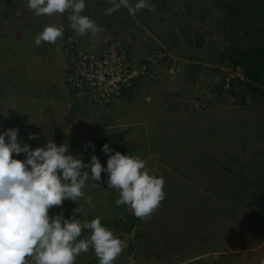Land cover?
Returning a JSON list of instances; mask_svg holds the SVG:
<instances>
[{"label":"rangeland","instance_id":"obj_1","mask_svg":"<svg viewBox=\"0 0 264 264\" xmlns=\"http://www.w3.org/2000/svg\"><path fill=\"white\" fill-rule=\"evenodd\" d=\"M175 1V5H170V0H145L151 6V11L144 8L132 15L127 8L123 10L121 7L107 15L106 10L113 7L111 0H85V9L81 15L88 16L103 31L80 35L81 52L99 51L106 44L118 43L128 52L138 54L142 59L151 57L156 63L151 74L142 79L133 91L124 94L109 106L114 110L111 115L109 110L102 119H94H100V125L107 122L109 126L112 125L111 128L102 129L98 124L96 130L78 134L72 131L79 128L74 123L77 115L81 112L84 114V110L70 105L77 101L68 96L69 87L64 72V39L68 32L74 31L68 19L72 15L71 9L63 14L36 16L34 10L27 7L28 0H11L6 4L10 9V17L3 18L6 6L0 8V132L18 129V142L22 144L28 141L40 147L46 146L48 142L57 146L65 145L69 154L81 158L85 164L90 162L93 155L98 158L104 145L96 142L100 135H106L107 138L118 135L122 141L118 142L117 148L110 146V154L118 151L125 155L139 156L145 161L150 175L164 179L165 198L150 217L142 221L138 219L137 227L130 234L116 231L113 221L119 218L125 220V217L119 214L122 205L116 204L119 194H112L113 189L108 188L107 180H87L82 189L84 198L77 202L65 200L62 206L50 209V216L62 212L64 218H69L73 215V209L82 205L83 214L76 213V218L81 223L99 218L101 225L113 231L125 245L114 264H179L205 250L215 247L228 249L227 244H220L221 241L213 239V234L209 233L208 236L213 240L208 239L209 243H196L206 239L197 237L203 231L194 229L192 221L206 219L209 226L212 222L210 219L215 216L214 211L209 212L210 207H200L209 204L207 194L202 195L201 191H197L199 185L207 184V179L214 182L207 169L215 165L206 161V154L214 158H227V166L231 168L233 165L230 159L222 155L223 150L214 143L224 142L230 148L232 141H238L241 136L247 137L242 143L247 147L246 153L251 151L249 156L252 157L253 152L258 149L260 153H264V130L254 135L257 130L255 121L264 117V103L249 107L247 104L252 102L246 87L237 89L239 102L244 103V109L219 117L221 129L218 134L214 135L216 131L212 126L216 115L213 113L214 108L206 110L203 117L201 113L193 112L194 108L200 110L196 106L197 101L205 107L201 101L202 91L198 92V87L207 92L216 90L221 85L228 67L225 53L233 45L239 44L240 40L237 42L238 34L234 28L221 22L224 15L216 7L214 0H196L197 4L190 6L189 12L187 6L189 7L190 0ZM115 2L119 3V0ZM138 2L139 0H129V5L134 8ZM46 26L60 27L63 37L58 38L54 44L41 42L36 45V37ZM197 36L200 37L201 46H189L188 38L195 43ZM240 44L244 45V42ZM160 54L164 55L161 59L157 58ZM194 64L199 67H193L195 75L192 78L187 72L191 73L190 66ZM169 68L178 70L177 74L170 75ZM177 94L189 95L188 98L191 96L192 100H189L192 103L184 105L187 108L190 106L192 112L189 116L166 114L173 107V100L178 99ZM241 96L248 97V101H241ZM231 100L227 109L232 108ZM246 113L252 114L251 117H244ZM176 121L184 122V125L175 126ZM246 121L252 125L246 127ZM142 122L147 125L142 126ZM31 135H35L36 139L30 140ZM5 139L7 142V137ZM235 144V155L243 160L246 156L241 154L242 144ZM76 147L79 148L78 152ZM176 148L180 150L179 153H175ZM260 156L259 164L254 157L247 161L248 166L256 168L258 164L264 170V154ZM13 158L23 161L26 154H13ZM202 162L205 164L204 168L200 165ZM219 177H222V173ZM236 182L240 183L239 180ZM214 183L219 184L218 181ZM85 198H91L90 205L85 202ZM249 200L251 199L245 198V201ZM257 207L258 210H264L261 204ZM243 209L245 210L244 207ZM129 211L132 212L130 209ZM215 211L219 213L218 210ZM207 229L210 231V227ZM211 231L216 232L217 228L212 227ZM90 235L91 230L82 229L78 241L86 240ZM142 239L143 244H136ZM255 255L257 254L250 257H259ZM75 264H99V260L90 247L88 252L76 257ZM191 264L230 263L213 256Z\"/></svg>","mask_w":264,"mask_h":264},{"label":"clouds","instance_id":"obj_2","mask_svg":"<svg viewBox=\"0 0 264 264\" xmlns=\"http://www.w3.org/2000/svg\"><path fill=\"white\" fill-rule=\"evenodd\" d=\"M111 2L113 7L106 10L107 15L121 7L132 15L144 8L152 10L145 0H139L134 8L129 0ZM27 7L36 16L63 14L71 9L70 26L81 36L103 31L88 16L81 15L85 0H28ZM62 37L60 27L46 26L35 43L54 44ZM18 131L12 128L0 132V264H75L76 257L90 247L99 264H114L125 245L113 231L101 225L99 218L81 223L76 213L83 214L82 205L74 208L69 218H64L62 212L50 216V209L62 206L65 200L77 202L84 198L85 182L100 181L103 172L108 175V188L119 192L117 206L126 205L137 218L145 219L165 198L164 179L150 175L139 156L118 151L110 154L108 144L102 147L108 155L105 168L95 155L85 164L81 158L69 154L65 145L48 142L44 147L32 149L18 142ZM21 153L26 154L23 161L13 158V154ZM82 169H90L91 175ZM85 202L90 205L91 198H85ZM82 229L91 230V235L78 241Z\"/></svg>","mask_w":264,"mask_h":264},{"label":"crops","instance_id":"obj_3","mask_svg":"<svg viewBox=\"0 0 264 264\" xmlns=\"http://www.w3.org/2000/svg\"><path fill=\"white\" fill-rule=\"evenodd\" d=\"M7 2L3 1V3H7ZM193 67L194 65L190 66V68H192L190 69V71L193 70ZM187 73L192 78L195 75V74H192V72L191 73L187 72ZM197 91L198 92L202 91L201 101L205 104V107L202 110H196L194 108L193 112L197 111L198 113H201L200 115H202L203 117L204 114L206 113V110L211 109V107L214 108L213 113H216V115L214 116L215 118L213 117V124H212V126H214V130L216 131L214 135L218 134L219 130L221 129L219 126L220 125L219 117H221L224 114H230V113H234L235 111L237 112L238 110H243L245 107L244 103L239 102L237 94L236 95L229 94L228 97L225 98V96H221L219 93H217V90L215 89L212 91L209 90L207 92L205 90L204 92V89L201 90L198 87ZM188 96L177 94L178 99L173 100V107L171 108L170 111H167L166 114H170V115L174 114L173 116H178V117L189 116L192 112L189 108L190 106H188L189 111H187L188 108L184 106L185 104L188 105L190 100H192L191 96L190 98H188ZM241 97H242L241 101H245L246 99H247L246 101H248V97L246 96L245 97L241 96ZM231 98L233 99L231 100ZM230 100L233 101V103H231L232 108L231 109L228 108L229 109L228 110L227 106ZM151 102H153V100H151ZM252 103L247 104V105L249 107H253L254 105L259 106L260 104H262V103H256V104L255 103L252 104ZM193 104H195V102ZM73 107H78L80 110H84L82 109L79 102H76L73 105ZM252 109L253 108H251V110ZM113 111H114L113 109H110L109 114L111 115ZM239 115H240V112H239ZM251 115L252 114L250 113L248 114L246 113L244 114V117L245 116L251 117ZM77 116L78 118L77 120H75L74 125H78L79 128H77V130L73 129L74 131H72V133L75 132L77 134L79 132L83 133L84 131L96 130L97 125L98 124L100 125L99 120L102 119L100 118L99 120L93 121V119H90L88 117V113L85 110H84V114L83 112H81V114H78ZM89 120H90V123H89ZM255 122L257 124V127H256L257 130L255 131V133L249 131L250 133H254V135H256L258 132L260 134L261 131L264 130V117L261 119H257ZM105 123L106 125H104ZM141 124L142 126L147 125L146 122H142ZM174 125L183 126L184 122L176 121ZM249 125H252V124L249 123V121H246L245 126L248 127ZM100 126L102 127V129L104 128L109 129L111 128L112 125L109 126L107 122H104L103 125L101 124ZM241 128L243 129L242 126ZM158 130H159V127H158ZM183 131H186V129H184ZM249 132H246V134L250 135ZM183 135H186V134H183ZM185 137L186 136H184V139ZM245 138L247 139V137L241 136L238 141H235V140L232 141L233 144H231L230 148L228 147V145L226 146L224 142L214 143L216 144L215 146L217 148H221L220 150H223V153L221 154L230 159L233 165L231 168L227 166V163H226L227 158H222V157L214 158L206 154L207 155L206 161H210L212 166L215 165V167L213 168H208V169L206 168V169L212 175L210 176V178L213 179L214 182L218 181L219 184L215 185L214 182H211L209 181V179H207V184L206 185L204 184L202 186L199 185L197 188V191H201L203 193L202 195L207 194L206 200L208 201V204H209V205H204V206L201 205L200 207L201 208L210 207L209 212L211 213L214 211L215 216L210 219L212 222L210 223L209 226L207 225L208 220L206 219L192 221L194 223V226L197 227V228L193 227L194 229L203 231V234L198 235L197 237L200 239L204 237L206 239V240L201 239L200 241H197L196 242L197 244H201V243L203 244V242L209 243L210 240L208 239H211V240L216 239L218 241H221L220 244H222V242L227 244L229 248L220 249V247H215L216 249L214 248L211 250H205L203 252H200L198 254L191 256L188 260L182 261V263L180 262L179 264H186V262L190 264L199 263L213 256H218L219 258L226 260V262L230 264H261L260 260L264 258V210H261V209L258 210L257 205L261 204L264 206V170H261V167L258 164L261 161L259 157H262L260 155H263L264 153H260L258 149L253 152L252 157L249 156L248 154H250L251 151L249 153H246L247 147L243 145L242 143L245 140ZM96 142L98 143L97 140ZM237 142L239 145L242 144V146L240 147V149L242 150L241 154L243 156H246L243 160L237 158L235 155L237 153L235 152L237 147L233 145ZM208 144H211V142H209ZM110 146L111 148L112 147L116 148L114 145H110ZM75 149L78 152L79 148L76 147ZM179 151L180 150L176 148L175 153H179ZM251 158H254L255 160H257L258 164L256 168H251L248 166L247 161H250ZM197 164L199 163L197 162ZM200 165L204 168L205 164L204 162H202L200 163ZM201 166H199L200 171H202ZM221 173H222L223 178L219 177ZM182 176H185V174H182ZM237 180H239L240 183H237L236 182ZM193 198H195V196ZM245 198L251 199V200L247 202L245 201ZM196 201H197V198L194 200L193 203L195 204ZM243 207L245 208V210L243 209ZM215 210H218L219 213H217ZM139 220L142 221L143 219H139ZM190 223L191 222H189V224ZM136 227H137V224H136ZM208 227H210V231H207ZM212 227L217 228V231L216 232L211 231ZM208 233L210 235L213 234L214 238L212 239L210 236H208ZM143 242L144 240L142 239L140 240V243L138 241L136 244L141 245L143 244ZM255 253L257 254L255 256H259V257H256V258L250 257V255L255 254ZM244 255H248L249 257L246 258L244 257ZM239 256H243V257L241 258Z\"/></svg>","mask_w":264,"mask_h":264},{"label":"built area","instance_id":"obj_4","mask_svg":"<svg viewBox=\"0 0 264 264\" xmlns=\"http://www.w3.org/2000/svg\"><path fill=\"white\" fill-rule=\"evenodd\" d=\"M81 36L68 32L64 44V63L68 96L80 103L90 119H97L109 112L112 103L131 90L139 79L147 77L155 60L142 59L128 52L122 44L110 43L99 51H80ZM164 55H158L161 59ZM178 70L169 68L170 75ZM236 81H246L242 67L228 66L223 88L229 90ZM73 106V104H71ZM198 109L203 106L196 103Z\"/></svg>","mask_w":264,"mask_h":264},{"label":"trees","instance_id":"obj_5","mask_svg":"<svg viewBox=\"0 0 264 264\" xmlns=\"http://www.w3.org/2000/svg\"><path fill=\"white\" fill-rule=\"evenodd\" d=\"M3 1L7 2L11 0H0V8L3 7V5L6 6V10L2 13L4 15L3 18H9L10 9H8L7 3H3ZM190 1L189 7L187 6L188 12L191 9L190 6L197 4L196 0ZM214 3L224 15L221 22L228 24V26L236 30L238 34L237 42H239V40L240 42H244V45H241L239 42V44H235L228 49V52L225 53V60L228 66L242 67L246 78V81H236V83H233L229 90L223 88V78V81L220 83L221 85L216 89L217 93L226 98L229 94L236 95L238 87H246L253 103H264V0H214ZM175 4V0H170V5ZM122 9L127 10L124 7H122ZM187 44L193 48H199L201 46L200 37L197 36L195 43L192 39L188 38ZM194 67L198 69L199 65L194 64ZM195 69L191 71L192 74H195ZM141 80L142 79H139L137 84L128 92L130 93L133 91ZM119 139L120 137L118 135L107 138L106 135L102 134L97 138V141L101 145H114L117 148L118 142L122 141V139ZM24 144L30 145L32 149L40 147L28 141H25ZM98 159L106 168L108 157L102 149L98 154ZM82 171H88L89 175H91L90 169H82ZM101 177L100 181L108 180V175L106 173L102 172ZM112 189V194L115 192L119 194L118 190ZM119 211V214H122L125 220L119 218L117 221H113L116 231L130 234L135 228L139 218L133 215L126 205H122Z\"/></svg>","mask_w":264,"mask_h":264}]
</instances>
